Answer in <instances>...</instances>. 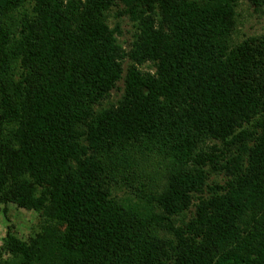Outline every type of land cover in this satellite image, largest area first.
<instances>
[{
    "label": "trees",
    "instance_id": "trees-1",
    "mask_svg": "<svg viewBox=\"0 0 264 264\" xmlns=\"http://www.w3.org/2000/svg\"><path fill=\"white\" fill-rule=\"evenodd\" d=\"M241 1L264 14L0 0V205L40 218L0 264H264V35L235 40Z\"/></svg>",
    "mask_w": 264,
    "mask_h": 264
},
{
    "label": "rangeland",
    "instance_id": "rangeland-1",
    "mask_svg": "<svg viewBox=\"0 0 264 264\" xmlns=\"http://www.w3.org/2000/svg\"><path fill=\"white\" fill-rule=\"evenodd\" d=\"M239 26L238 36H235L236 41H241L245 37L264 35V14L256 13L254 8L250 7L246 2L241 1L238 9ZM107 22L111 29L119 26L122 35L118 37L119 43L129 49L133 42L135 33L134 26L127 18H120L116 9L110 11L107 15ZM145 69V68H144ZM119 88L123 89V83L119 84ZM122 92H113L109 103H105L103 107H108L109 104H116L121 98ZM4 206L0 205V248L3 246V241L7 236L9 229L16 234L17 237L24 241H29L35 238L40 231V218L37 214L25 210H19L13 206L8 207L7 215L3 214Z\"/></svg>",
    "mask_w": 264,
    "mask_h": 264
}]
</instances>
